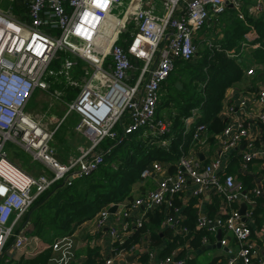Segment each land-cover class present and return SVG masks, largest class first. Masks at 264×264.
Here are the masks:
<instances>
[{"label":"built area","instance_id":"built-area-1","mask_svg":"<svg viewBox=\"0 0 264 264\" xmlns=\"http://www.w3.org/2000/svg\"><path fill=\"white\" fill-rule=\"evenodd\" d=\"M180 1L163 0L164 12L156 13L145 7L143 0H29L28 20H20L0 8V263L8 250L26 253L29 247L38 250L35 247L38 237L28 234L25 226L16 231L24 215L36 198L54 183L63 180L70 185L75 178L96 170L104 162V153L97 148L107 136L115 135L113 130L119 122L128 120L122 137L144 128L158 136L170 131L169 122L156 115L161 88L178 59L191 60L195 55V32L214 16L225 12L230 3V0H187L186 7L177 16L175 12ZM124 5L122 15L113 13ZM250 10L255 14L264 13V0H257ZM111 23L113 28L109 31ZM129 24L134 26L130 30L132 39L124 46L120 42L121 34ZM55 29L60 32L54 33ZM246 35L253 36L255 32ZM59 50L72 52L94 68L78 98L69 104V111L83 116L78 129L91 143L82 149L78 158L67 164L54 155L50 144L53 132L25 110L36 89L49 88L48 74L70 77L75 63L69 58L64 59L60 70L49 68ZM107 59L112 60L111 66H105ZM136 62L143 65L138 77L130 82L128 75ZM253 73V68L247 70V74ZM259 101L264 103V90L260 92ZM240 105L243 116L232 118L223 129L217 157L200 165L193 157L181 155L176 172L163 176L154 190L134 199V207L141 206L146 212L162 204L171 206L174 197L187 187L189 179L195 183V196L208 190L222 195L228 205L248 198L242 182L234 174L226 173L221 156L238 150L244 143V166L259 157L260 151L246 120L255 117L264 128V110L253 115L246 108V100H241ZM233 110L230 106L229 111ZM206 130V124H199L193 137L198 138ZM8 140L28 150L44 166L45 173L34 178L15 164L6 150ZM163 167L161 162L153 161L142 171L141 177L148 178ZM253 195L263 197L264 190L255 188ZM112 216L108 207H103L94 224L100 231L106 229L113 241L121 245L133 232L131 223L137 228L143 222V216L134 218L131 215L130 206ZM245 220L239 209H231L226 215L215 218L198 216L197 228H205L213 234L225 228L234 234L238 250L228 258L227 264L237 260L242 264H253L254 260L264 264L261 251L252 243V227ZM163 226L179 231L173 216H168ZM181 231L186 232L187 228L181 227ZM220 243L225 245L226 240ZM203 244H211L206 236ZM50 246L58 248L59 241ZM137 248L116 247L103 264H135L126 259L131 256L127 253ZM148 264H186V261L175 255L158 260L155 252L150 251Z\"/></svg>","mask_w":264,"mask_h":264},{"label":"crops","instance_id":"crops-1","mask_svg":"<svg viewBox=\"0 0 264 264\" xmlns=\"http://www.w3.org/2000/svg\"><path fill=\"white\" fill-rule=\"evenodd\" d=\"M186 1L187 0H182L178 3L175 15L179 16L181 14L183 9L186 7ZM234 1H236L238 4L235 3ZM27 2H28V9L26 13L24 12L20 13L19 9H18L19 15H15L13 12L10 13L20 20H27L26 18H28L29 0H27ZM231 2L235 4H232ZM256 2L257 0H230V3L226 7L225 12L221 13L217 17L214 16L211 20H209L207 24L202 28L204 29L202 33L199 34V31L201 30L200 29L194 34V43L196 44L197 42H202L203 44H205V47L203 48V51L204 50L205 51L203 52V54H201L198 50H196L195 55L193 56L194 58L192 57L193 59H191V62L193 64H198V63L205 64L208 61L210 54H212L213 48L214 47L218 48L220 46L221 40L233 33V27L235 26L236 22H241L242 25L246 28V32L242 35V38L239 41V43L236 46H234L230 51H228V54L233 55L237 61L243 64L245 75L240 81L235 83L232 87L228 88L226 92L224 106L219 113L220 118L224 121L226 125L227 123L230 122L232 118L243 116L242 113L243 109L240 105L241 100H246L247 102L246 108L248 111L253 113V115L258 114L264 110V103H260L259 101L260 92L264 90V63H259L254 57V52H255L254 50L260 47V42L258 41L259 38L258 32L255 26L251 23L252 19L257 18L260 15H264V13L255 14L251 12L250 10L251 6ZM143 4L147 8H152L156 13L164 12L163 0H143ZM0 8L3 9L2 7ZM240 14H243V17H241ZM20 15L24 16L25 19H23V17H20ZM113 22H115V20ZM130 25L132 26V28L134 27L133 24ZM125 31L130 33V38L129 39L121 38L122 40H120V42L124 43V46H126L132 39V34H131L132 31L128 29ZM251 31L255 32V35L247 36L246 34ZM178 60L183 61L184 63L182 68L183 71L176 73L175 77L173 75L172 77H170L171 79L169 78V80H167L163 84L161 88V97L163 95L170 96L171 91L172 94L175 95L177 89L181 90L183 88L182 81L186 75V70L184 68V65H185V61L187 60H181V59ZM63 62L60 63L58 60L54 59L50 67H52L53 69L55 67L57 70H60L63 66ZM109 65L110 66L112 65L111 59H107V62L105 64V66H109ZM176 66L177 65H175L173 72L175 71ZM250 68L254 69L253 74H247V70ZM138 69L140 70V62H136L135 68L129 72L128 81L132 82L134 79L138 77L139 73L136 71ZM93 71L94 68L91 65L85 70L84 74L81 75V83H82L81 85H79L77 81L72 80L71 76L67 77L66 75L61 76L55 74H48L47 81L49 82V88L47 90H42L38 88L39 90L42 91V94L37 95L35 97L37 90L36 89L31 99L28 102L29 104L33 100V105L37 104L41 106L43 109L44 108L46 109L44 113L48 114L47 111H49L51 114H53V116L49 118V121L51 122L46 121V123L51 124L52 122H54L56 123V125L55 126L48 125V127L45 126L44 124L43 125L48 130L53 132L50 144L54 150L55 157L64 164L70 163L72 160L79 157L82 153V149L88 148L91 142L89 138L81 130L78 129V124L80 123L78 122L77 125H75V129H73L74 134L76 132L75 135L76 140L74 141L76 142V144L71 145L69 139L72 140V136H71L72 134L71 135L69 134L67 138L65 136H61V140L58 139L57 141L59 145L56 143L57 146L56 148L54 147V145L52 144V140L55 138L57 131L61 128L63 124L60 123L68 113L70 114V112L67 109L66 114L62 118L59 117L60 115L59 113L62 112L63 109H65V107L55 105L54 101L60 99V97L62 96V89L64 87H67L66 78L69 79L70 83H72L79 89L76 97H74V95L73 96L70 95V103L75 101L81 92L82 86L85 84L86 81H88L91 78ZM178 83L181 84V88L177 86ZM170 85L172 86L171 91H167ZM41 103H43V105H41ZM230 106L234 107V110L232 112L229 111ZM162 109L161 112H159L160 117H158L157 115V118L169 122L170 125L169 128L171 130L172 128L171 127L172 122L170 120L171 116L168 113L167 108H165L164 110ZM27 112L31 114L30 110H27ZM73 112L78 114V112L76 111ZM203 113H204L203 108H201L200 106H196L192 108L191 115H189L185 119V127H186L185 133H188L193 125L197 127L199 124H204L200 122V118L202 117ZM78 116L80 118L79 114ZM246 121L250 134L252 138L255 140V145L260 151L259 157L255 158L252 162L244 166L243 152L245 151L244 150L245 146L244 143H242L237 150L238 153H242V156L240 158H235L236 150H233L228 154L226 153L223 154L221 158H222L223 168H225V171L227 172L232 170L233 174L236 176V179L242 182L243 187H245L244 193L248 195V198L243 197L239 201H236L233 204L228 205L225 202L222 195L213 194L208 190L201 195L195 196L193 194L195 183H193L189 179L187 183V187L184 189V191L180 192L175 197L176 198L175 204L177 206L175 207L172 216L176 220L179 231H175L172 228L171 229L179 234L188 233V227L186 232H182L181 227H184L182 226V223L187 222L188 220V214L186 211L190 207L195 208L197 217L200 215H205L215 218L216 216L226 215L231 209L240 210L242 208V205L245 204L246 206L245 208L246 210L244 209L245 216L246 214L248 215L246 216L245 221L249 223L252 227V236H251L252 243L257 248H259L262 254V259L264 260V209L257 216H255L252 213L257 208L258 205V201H257L258 198L252 195L253 190L255 188H262L264 190V165H263L264 164L263 162L264 161V128H262L259 122L255 119V117H249ZM127 124H128L127 118L119 122L117 125H120L121 132L120 130L116 129V127H114L113 132H115V135L111 134L109 135V137L111 138L115 137L114 139H116L118 143L125 140L128 135L122 137V132ZM205 124L207 126V130L201 133L198 138L193 137V140H191L193 146L192 147L190 146L188 153L184 152L182 154V155L186 154L193 157L200 163V165L207 164L208 162H210L212 159H214L220 154L219 138L222 132L218 134L216 142L214 143V145H212L209 140L210 137L208 131L209 123H205ZM140 131L141 132L143 131L144 134H153L147 128L141 129ZM153 135L158 136L156 134ZM120 137H122L123 139L120 140ZM105 139H103L102 141H104ZM160 143L163 144L164 146H168L169 140L164 139L160 141ZM77 144L79 145L78 147L76 146ZM69 145L70 147H68ZM161 163L164 165L162 171L152 172L151 175L149 176L151 177V180L146 182V178L141 177V180L134 185L132 190V195H130L133 196V200L136 199L137 197L145 196L150 191L154 190L157 187L161 178L163 176H167V173L169 175V174H174L176 172L177 167L175 165H172L168 161ZM246 188H248V190ZM259 198L262 199L261 205L264 207V196ZM133 200L131 201L128 197L126 200L119 202L120 203L119 208L116 210L115 213H117L126 206H130L131 215L134 218H137L139 216L140 217L143 216L144 218L146 214L145 208L141 206L134 207V205L132 204ZM113 204L114 203H112V205ZM112 205L109 204L106 207H108L109 209L110 206ZM155 208L157 207L155 206L154 208H152V210ZM115 213H111V215H113L112 217L115 216ZM97 214L92 219L86 220L80 225L82 226L81 228L82 231L79 234L74 233L71 236H63L56 239L59 241V247L53 250V254L49 264H83L85 260L88 258L86 252L89 247L95 249L97 248L101 250L104 257H107L112 254L111 252L114 250V248L117 247V245H115L116 243L113 241V239L108 234L106 229H103L102 231L96 229L94 221L97 217ZM168 216L171 215H167L165 219ZM197 217L195 222H197ZM195 225H196L195 227L197 228V223H195ZM24 226L28 228L27 222H25ZM135 227L136 225L131 223L130 230L132 229L133 232L131 234H128L126 237H129V235H132L135 232L134 231L136 230ZM219 230H221L220 240L225 239L226 244L223 245L220 243L221 244L220 247L217 246L214 247L219 249L220 251L216 253L215 257L213 258L211 257L207 262L212 263L215 260V264H227L228 258L235 255L236 251L238 250L237 239L231 231L226 230L225 228H219L214 235V241L211 242V244H203V247L210 245L213 246L218 244ZM50 245H51L50 243L45 242L41 239H39V241H35V247L38 250L34 251L32 255ZM202 248H200L199 250H201ZM184 249L186 256H184L185 258L183 259H185L187 264L188 259L193 257L192 252L195 251L192 247L188 246L186 248H181L177 252L179 251L184 252ZM149 250L150 248L148 244L146 242H143L138 245V248L136 249L135 252L127 253V255H135V258L132 261L137 262L138 256L140 254H143L144 252H148ZM199 250H197L195 253L200 254L204 252V251L199 252ZM6 255H8V259H6V261H10L11 259L14 260L17 258L19 259L21 256H28V255L30 256L31 252L28 251V253H26L25 251H22L21 254H18V252H15L13 250H10L9 252L8 250ZM234 264H242V262L240 260H237Z\"/></svg>","mask_w":264,"mask_h":264},{"label":"trees","instance_id":"trees-1","mask_svg":"<svg viewBox=\"0 0 264 264\" xmlns=\"http://www.w3.org/2000/svg\"><path fill=\"white\" fill-rule=\"evenodd\" d=\"M20 10L23 8H19ZM251 23L258 32L260 42V47L254 50V57L259 63H264V15L252 19ZM245 32L246 28L242 23L236 22L233 33L228 37H222L220 46L213 48L205 64L185 61L186 75L182 81L183 88L177 89L175 95H163L157 106L158 117L161 109L167 108L172 122L170 132L155 136L137 131L128 134L127 138L119 143L115 137L108 136L97 148L104 153V162L90 174L75 178L70 185L63 180L54 183L36 198L16 231L27 222L28 234L52 244L59 237L73 234L84 221L92 219L103 207L124 201L132 195L134 185L141 180V173L150 162L168 161L177 167L179 156L184 152L188 153L190 146H193L191 140L196 126L193 125L191 130L185 133V119L196 106L203 108L204 113L200 122L209 123V140L214 145L218 134L226 125L219 116L224 106L226 92L245 75L243 64L228 54ZM172 76L171 74L170 77ZM164 139L169 140L168 146L160 143ZM235 152V158L242 156L237 150ZM230 171L226 173L233 174V171ZM175 197L171 206L162 204L153 210H147L142 225L137 227L132 235L126 237L124 245L115 242L117 247L127 249L143 242L148 244L150 250L140 254L135 264H148L150 251L155 252L158 260H165L173 255L176 258H185V249L184 252H177L181 248L190 246L196 252L203 247L204 236L210 242L214 241L215 234L205 228L195 227L197 214L193 207L186 211L187 222L182 223V226L188 227L187 234H179L163 226L165 217L172 216L177 206ZM257 198L259 199L257 208L252 212L255 216L264 209L261 205L262 199ZM53 250L52 246H48L34 255L5 261L6 264H49ZM86 253L88 258L83 264H103L105 261L103 253L97 248L89 247ZM193 259L194 257L189 258L187 264H192ZM205 264H215V260ZM253 264L259 263L254 260Z\"/></svg>","mask_w":264,"mask_h":264},{"label":"rangeland","instance_id":"rangeland-1","mask_svg":"<svg viewBox=\"0 0 264 264\" xmlns=\"http://www.w3.org/2000/svg\"><path fill=\"white\" fill-rule=\"evenodd\" d=\"M125 5H124V7L120 8V9H114L113 13L116 14L117 16L122 15L123 9L125 8ZM0 7H2L5 11L13 12L15 15H19V12H18L19 8H23V10H20L21 12H27L28 2H27V0H15V1H12V0H0ZM20 17H23V19H25V17L22 16V15H20ZM26 19L28 20L29 18H26ZM46 29L48 30V28H46ZM128 29L129 30L133 29L130 24L128 25ZM203 30L204 29H201L199 31V34L202 33ZM59 32H60L59 29H55L54 30V33H59ZM121 38L122 39L123 38L124 39L125 38L129 39L130 38V33L126 32V31H123V33L121 34ZM122 39H120V40H122ZM195 45H196V50H198L201 54H203V52L205 51V50L203 51V48L205 47V44H203L202 42H197ZM65 58H69L75 63V66L73 67V69L70 70V76H71L72 80L77 81L79 83V85H81L82 84L81 83V75L84 74L85 70L90 66L89 65L90 63L87 62L86 60L82 59L81 57L73 54L72 52H70L68 50H59L57 52V54H56V58L55 59L58 60L61 63V62H63V60ZM183 64H184L183 61L178 60L176 62L177 66L175 68V71L172 73V75L175 76L176 73H178L180 71H183L182 70ZM142 65H143V63L140 62V67ZM49 68L53 69L52 67H49ZM53 70L56 71L57 69L54 67ZM136 71L138 73L140 72L139 69L136 70ZM138 73H137V75H138ZM51 76H54V75H51ZM61 76H63V75H61ZM66 85H67V87H64L62 89V96L60 97V99L58 98L59 100L54 101L55 105H59V106L65 107V109H63V111L59 113L60 114L59 117H61V118L66 114L67 109L69 111L70 95L71 96L74 95V97H76V95L78 93V90H79L75 85L70 83L69 79H67V78H66ZM171 88H172V86L170 85L168 87L167 91H171ZM40 94H42V91L37 89L35 97L37 95H40ZM171 94H172V91L170 92V96H171ZM41 105H43V103H41ZM164 109H162V110H164ZM25 110L26 111L30 110L31 114L33 116H35L36 119L40 120L41 123L44 124L47 127H48V125H54V126L56 125V123H54V122H52L51 124H47L46 123V121L47 122H51V121H49V118L51 116H53V114H51L49 111H47L48 114L44 113L46 109L45 108L43 109L41 106H39L37 104L33 105V100L27 105ZM69 112H70V114L68 113L62 119L60 124H62V123L63 124H62L61 128L57 131V133L55 135V138L52 140V144L54 145L55 148H56V146L58 144V142H57L58 139L61 140V136H65L67 138L69 134L70 135L72 134L71 135L72 136V140L69 139V141L71 142V145L72 144H76V142H74L76 140L75 139L76 132L74 134L73 129H75V125H77V123L80 122L83 119V116L78 113L80 115V118H79L77 113H75L73 111H72V113H71V111H69ZM79 119H80V121H79ZM59 126H58V128H59ZM119 127H120V125L117 127L118 130H120V128H121V127L120 128ZM66 141H68V140H66ZM76 146L78 147L79 145L77 144ZM68 147H70V145ZM6 150H7L9 158L15 164H17L19 167H21L24 171H26L27 173L31 174L34 178H38L39 176L42 175L43 172L45 173V170L43 168L44 166L39 161H37L32 156V154L28 150H26L23 146H21L19 143L15 142V141H12V140H8L7 143H6ZM149 180H151V177L146 178V182L149 181ZM34 191H35V188H33V192ZM21 223H22V221H21ZM79 227L80 228H77L74 233L79 234L82 231V229H81L82 226H79ZM73 234H71V235H73ZM71 235H68V236H71ZM28 251L31 252V255L34 252L32 247L28 248L27 253H28ZM219 251L220 250L217 249V248H210V249H207V250H205L204 252H202L200 254L192 252V255L194 257L192 264H205L211 257L212 258L215 257L216 253H218ZM18 254H21V252H18ZM6 259H8V255L5 254L4 257L1 260V264H6L7 263L5 261Z\"/></svg>","mask_w":264,"mask_h":264},{"label":"water","instance_id":"water-1","mask_svg":"<svg viewBox=\"0 0 264 264\" xmlns=\"http://www.w3.org/2000/svg\"><path fill=\"white\" fill-rule=\"evenodd\" d=\"M177 86L179 87V88H181V84L180 83H178L177 84ZM167 175H168V173H167ZM129 199L132 201L133 200V196H129ZM119 208V205L117 204V203H115V204H113L112 206H110V208L108 209L109 210V212L110 213H115L116 212V210ZM246 208V206H245V204H243L242 205V208L239 210L240 211V213L244 216V219L246 218V216H245V209ZM245 209V210H244ZM218 239H219V242H218V244L217 245H213V246H205V247H203L201 250H199V252H201V251H205L206 249H210V248H214V247H220L221 246V244H220V239H221V230H219V232H218ZM134 258H135V255H131V256H129L126 260H128V261H132V260H134Z\"/></svg>","mask_w":264,"mask_h":264},{"label":"bare ground","instance_id":"bare-ground-1","mask_svg":"<svg viewBox=\"0 0 264 264\" xmlns=\"http://www.w3.org/2000/svg\"><path fill=\"white\" fill-rule=\"evenodd\" d=\"M113 28V24L111 23L109 26H108V30L111 31Z\"/></svg>","mask_w":264,"mask_h":264}]
</instances>
